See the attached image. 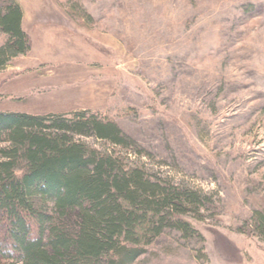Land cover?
<instances>
[{
    "label": "rangeland",
    "instance_id": "374dc122",
    "mask_svg": "<svg viewBox=\"0 0 264 264\" xmlns=\"http://www.w3.org/2000/svg\"><path fill=\"white\" fill-rule=\"evenodd\" d=\"M15 1L31 48L0 68V112L111 121L120 145L72 138L197 195V234L166 228L134 264H264V0Z\"/></svg>",
    "mask_w": 264,
    "mask_h": 264
},
{
    "label": "trees",
    "instance_id": "16d2710c",
    "mask_svg": "<svg viewBox=\"0 0 264 264\" xmlns=\"http://www.w3.org/2000/svg\"><path fill=\"white\" fill-rule=\"evenodd\" d=\"M21 19L19 4L5 0L0 68L31 48ZM73 135L123 143L115 123L85 111L0 112V142L9 145L0 148V264H134L166 228L197 234L180 218L196 193L124 167ZM68 210L77 211L74 228L64 222ZM252 226L264 240V211Z\"/></svg>",
    "mask_w": 264,
    "mask_h": 264
}]
</instances>
